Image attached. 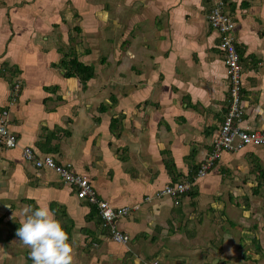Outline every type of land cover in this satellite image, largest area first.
Segmentation results:
<instances>
[{
  "label": "crops",
  "instance_id": "crops-1",
  "mask_svg": "<svg viewBox=\"0 0 264 264\" xmlns=\"http://www.w3.org/2000/svg\"><path fill=\"white\" fill-rule=\"evenodd\" d=\"M223 1L243 62L236 123L264 129V0ZM72 3L80 21L64 32ZM214 4L113 0L104 11L123 28L104 43L88 27L89 0H0V123L19 143L0 141V264H32L17 235L28 205L54 211L73 264H264V146L224 151L198 175L231 105L222 35L208 18ZM73 58L92 67L86 83L67 75ZM24 147L127 208L117 227L129 242L114 241L97 205L58 173L37 175ZM176 182L192 184L179 204L159 195Z\"/></svg>",
  "mask_w": 264,
  "mask_h": 264
},
{
  "label": "built area",
  "instance_id": "built-area-1",
  "mask_svg": "<svg viewBox=\"0 0 264 264\" xmlns=\"http://www.w3.org/2000/svg\"><path fill=\"white\" fill-rule=\"evenodd\" d=\"M214 2L213 10L208 18L212 27L222 35L221 48L226 52V64L231 84V105L219 134L215 139L213 151L208 161L200 169L199 176L206 174V171L213 166L214 162L220 158V155L224 151L242 149L249 145L264 146V129L248 130L236 123V121L239 122L242 119L244 114V106L242 104L243 65L232 36L235 24L232 18L223 11L224 1L214 0ZM15 91L18 94L19 85L15 86ZM0 141L4 142L9 148L19 146L16 135L9 130L5 120H2L0 123ZM22 153L27 159L34 161L38 171L37 175H41L40 170L42 169L53 170L66 183L76 187L80 199H87L96 204L103 221V226L111 231L114 241L120 244L129 242L130 236L117 227V221L129 213L127 208L117 209L112 207L108 202L99 199L89 179L73 172L70 165L59 164L51 156L36 158L30 147H24ZM191 185V182L169 183L165 185L159 195L171 196L179 204L182 197L191 190Z\"/></svg>",
  "mask_w": 264,
  "mask_h": 264
},
{
  "label": "clouds",
  "instance_id": "clouds-1",
  "mask_svg": "<svg viewBox=\"0 0 264 264\" xmlns=\"http://www.w3.org/2000/svg\"><path fill=\"white\" fill-rule=\"evenodd\" d=\"M22 211L17 235L29 247L32 264H73V241L54 211L46 205Z\"/></svg>",
  "mask_w": 264,
  "mask_h": 264
},
{
  "label": "rangeland",
  "instance_id": "rangeland-1",
  "mask_svg": "<svg viewBox=\"0 0 264 264\" xmlns=\"http://www.w3.org/2000/svg\"><path fill=\"white\" fill-rule=\"evenodd\" d=\"M112 1L113 0H89V8H88L87 12H85V14L86 13L90 14L89 16H85V18L89 22L88 27L94 26V27L99 28V31H91V33H93L95 36L99 37V39L103 38L102 41L104 43H105V39L112 40L116 36H118V38H119L121 35V33H120L121 30H119V27L123 28V25L118 26V25H116V23L112 22L115 19V18L112 19V14H107L106 11H104L105 6L108 3H111ZM57 4H58L57 10H60V8H62V5L60 3H57ZM72 4L66 5L70 9L69 11L65 10L62 12L63 16L61 17V19H63V17L66 16L69 20L68 25L63 28L64 32H69V31L75 30L79 24V21H80L79 20V14H78L80 11L78 8H80V5H78V4L72 5ZM37 9H40V8H36V10ZM83 9H84V7H83ZM101 11H102V13H101ZM71 15H72V17H71ZM56 16H58V14H56L54 16V18ZM49 18H52V16H50ZM80 19L82 22L84 20V17H80ZM102 19H106V21L108 20V22L106 23V21H102ZM103 22H105L106 24H104ZM80 30H81V28H80ZM76 35H77L76 33H75V36H73V37H72V35H70V42L73 41L74 43H76L78 41L79 34L77 36ZM4 256H5V252L0 253V258L6 259V257H4ZM6 264H9V262L7 260H6Z\"/></svg>",
  "mask_w": 264,
  "mask_h": 264
},
{
  "label": "trees",
  "instance_id": "trees-1",
  "mask_svg": "<svg viewBox=\"0 0 264 264\" xmlns=\"http://www.w3.org/2000/svg\"><path fill=\"white\" fill-rule=\"evenodd\" d=\"M239 55H240V52H239ZM240 58H241V55H240ZM241 62H242V58H241ZM64 64L68 69L67 75H69V77H72V76L79 77L83 83H86L92 77V74H93L92 67H89L87 65H84L83 63H80L76 58H73L71 61H69L68 63L65 62Z\"/></svg>",
  "mask_w": 264,
  "mask_h": 264
},
{
  "label": "bare ground",
  "instance_id": "bare-ground-1",
  "mask_svg": "<svg viewBox=\"0 0 264 264\" xmlns=\"http://www.w3.org/2000/svg\"><path fill=\"white\" fill-rule=\"evenodd\" d=\"M226 4V3H225ZM226 7V6H225ZM224 10V9H223ZM226 13V12H225Z\"/></svg>",
  "mask_w": 264,
  "mask_h": 264
}]
</instances>
